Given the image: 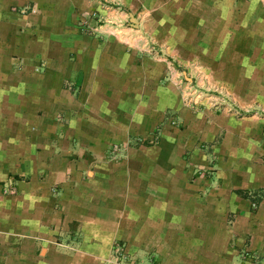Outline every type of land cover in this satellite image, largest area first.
I'll list each match as a JSON object with an SVG mask.
<instances>
[{"label":"crops","instance_id":"crops-1","mask_svg":"<svg viewBox=\"0 0 264 264\" xmlns=\"http://www.w3.org/2000/svg\"><path fill=\"white\" fill-rule=\"evenodd\" d=\"M263 1L0 0V264H264Z\"/></svg>","mask_w":264,"mask_h":264},{"label":"rangeland","instance_id":"rangeland-1","mask_svg":"<svg viewBox=\"0 0 264 264\" xmlns=\"http://www.w3.org/2000/svg\"><path fill=\"white\" fill-rule=\"evenodd\" d=\"M262 3H264V1ZM111 11L112 10H109V12H111ZM114 11H116V13L119 12L118 9H114ZM102 16H104V15L99 14L96 11L87 13V17H88V19L90 21V24H88L86 26L88 32H95L98 26H102L104 24L113 25V23H111V22L104 21V19H103ZM137 16H138L139 20H142L141 18H143V17L141 15H137ZM142 24H143V22H142ZM142 24H141V27L139 26L137 28H133V30H137L142 37H146L147 38V40L143 41L145 43L144 44L145 49L143 50V52H145V53H147L149 55L152 54L153 57H159V56H161L162 55L161 54L162 51H160L161 49L159 50L158 44L154 41V39L148 33V31L145 30L142 27ZM121 27H124L126 29L131 28L130 25L127 24V22H124L123 25L121 24L117 28H121ZM182 69H184V67ZM199 78L202 79V81H204V83H205L204 77L203 78H201V77H198V78L195 77L194 79L192 77L193 81H195V82ZM177 88L180 91L181 90L184 91V94H185L183 96L184 105H186L187 102H191V104L193 102H195V105L193 106V108H195V109L205 108V105L206 106H209L211 109H215L216 108L215 104H213V101L210 100V97H209L211 95V92L210 91H207L205 88H195L191 84L190 85H186L183 81L181 82V84ZM260 103H261L260 105H261L262 110H263L262 113H261V115H264V101H260ZM263 131H264V127H263Z\"/></svg>","mask_w":264,"mask_h":264},{"label":"built area","instance_id":"built-area-1","mask_svg":"<svg viewBox=\"0 0 264 264\" xmlns=\"http://www.w3.org/2000/svg\"><path fill=\"white\" fill-rule=\"evenodd\" d=\"M181 81L182 80H179L178 86L181 84ZM184 83L186 85H190L188 82H184ZM186 105L189 108H191V109H195V108H193V106L195 105V102H193L192 104H191V102H187ZM111 257H112V259H114V261H115L114 263H117V264H132L126 259V255L124 254L123 248L120 245H117V244L113 245L112 252H111Z\"/></svg>","mask_w":264,"mask_h":264}]
</instances>
